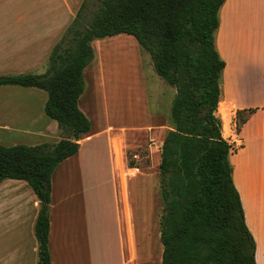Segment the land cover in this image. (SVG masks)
Here are the masks:
<instances>
[{
    "label": "trees",
    "instance_id": "obj_1",
    "mask_svg": "<svg viewBox=\"0 0 264 264\" xmlns=\"http://www.w3.org/2000/svg\"><path fill=\"white\" fill-rule=\"evenodd\" d=\"M226 0H100L88 14L84 0L54 47L45 73L0 75V87L48 93L46 115L58 123L55 144L0 145V185L26 181L40 209L35 222L37 264H53L49 249L52 177L80 149L91 122L79 108L93 42L126 34L150 55L154 70L176 89L161 148L164 214L162 264H258L240 193L233 178L236 149L223 136L218 114L226 62L216 45ZM257 109L239 111L237 130Z\"/></svg>",
    "mask_w": 264,
    "mask_h": 264
},
{
    "label": "crops",
    "instance_id": "obj_2",
    "mask_svg": "<svg viewBox=\"0 0 264 264\" xmlns=\"http://www.w3.org/2000/svg\"><path fill=\"white\" fill-rule=\"evenodd\" d=\"M36 4L37 11L21 13L43 14L41 2ZM21 35H32L35 49L42 44L38 30H0V37ZM17 42L25 45L23 41ZM96 42H93L95 53ZM12 43L0 38L3 67L19 68L37 63L36 52L4 50ZM216 45L226 62L218 114L224 138L236 149L230 157L233 178L241 196L246 224L256 242L257 263L264 264V0H226L220 11ZM104 86H107L105 81ZM107 88L105 100L110 99ZM139 88L141 109L132 114L140 117L143 124L129 127L101 125L98 119L94 126V118L87 109L88 101L81 99L83 95L79 100V108L92 121L91 130L80 141L79 152L61 163L52 177L49 249L53 264L153 263V239L157 237L158 244H162L161 148L173 127L168 110L166 116L158 106L156 111L151 109L149 99L142 94L146 89L143 87L141 91L140 88V95ZM38 90L13 92L38 101L39 111L35 114L33 111L29 117L25 109H30L29 105L10 102L11 94L0 91V145L14 146L20 139H27L30 146L55 144L61 140L58 123L42 109L45 100ZM175 94L174 88L171 108ZM250 109L257 111L237 130L238 112ZM21 132L25 137L18 135ZM133 153H140L141 158L131 160ZM133 166L140 171L131 176ZM13 185L15 191L10 193L13 186L0 185L2 227L4 238L16 239L20 249L21 244L36 238L40 202L29 184L19 180ZM162 248L161 259L164 246ZM24 252H18L19 264H27L28 256Z\"/></svg>",
    "mask_w": 264,
    "mask_h": 264
},
{
    "label": "rangeland",
    "instance_id": "obj_3",
    "mask_svg": "<svg viewBox=\"0 0 264 264\" xmlns=\"http://www.w3.org/2000/svg\"><path fill=\"white\" fill-rule=\"evenodd\" d=\"M37 2H41V11L43 14L34 15L33 13H21L22 11L27 13L37 11ZM83 2L84 0H0V30H38L41 33L40 38L42 39V44L40 46H35V49L32 46V35L0 37L7 39L9 42H14L9 47L4 49L10 53L15 51L17 53L36 52L39 56L37 57L39 60H36L37 63L35 62L33 63L34 65L31 66L14 68L9 66L3 67L0 64V75L18 74L14 73L18 70H22L25 73L28 72L37 74L45 72L48 68L49 57L54 47L65 35ZM99 4L100 0H88V14L91 15L94 11H96ZM25 16L30 17L21 18ZM17 41H23L25 45L20 46ZM96 41V44H94L96 47L94 61L87 68V74L85 76L86 86L81 98H84V102L86 100L88 101L87 109L91 113L90 116H93L94 118V126H96L97 119L101 125L110 123L115 126L125 125L129 127L131 124H143L140 117L135 118L132 114L133 112L136 113L141 109L142 102L140 101L141 96H139L140 99L138 98V87L141 88V91L143 90V87L146 89V92L142 94L146 95L145 97L149 99L148 101L151 109L156 111L158 106L161 111L166 112V116L168 110V118L170 120V100L171 96L174 95V88L156 73L150 55L141 48L135 37L122 34ZM104 81L107 85L106 87L104 86ZM106 88L107 93L109 94L108 96L110 97L109 100H105ZM32 90L38 89L22 87L0 88V91H7L13 95V97L9 95L8 99L11 98L10 102H19L20 104L24 103L25 105L30 106V109L25 107L28 117L30 113L33 115V111L34 114L39 111L38 101L30 98L28 95L19 97L16 94H13V92H28ZM38 91H40L46 101L48 99V93L43 90ZM0 98L2 97L0 96ZM45 101L42 105V109L44 108ZM43 114L45 115L44 110ZM163 114L165 117V113ZM18 135L25 137V134L22 132ZM26 140L27 139H20V143L18 144L28 145L29 143H27ZM148 163L150 164L151 160H149ZM17 181L19 180H6L1 185H3V187L13 186V188L9 191L10 193L15 191L13 184L17 183ZM22 182L28 185L27 182ZM29 188L32 190L30 186ZM161 206L163 207L160 214V219L162 220L164 206ZM5 212H7L6 209ZM15 216L16 218L18 217L16 214ZM14 219L15 218H13V220ZM3 221L0 207V264H19V262H21L20 254L18 253L19 250L22 252L25 251L24 253L27 254V264H37L38 244L36 238L35 240L32 239V242L21 244L22 247L19 249V244L15 243L17 242L16 239H12L11 237L8 239L4 238L5 236H3V234L5 231L2 227ZM158 243L157 237H155L153 239L152 247V256L154 258L152 259V264L162 263V259L160 257L162 255L163 246ZM140 254L141 253L139 252V255Z\"/></svg>",
    "mask_w": 264,
    "mask_h": 264
},
{
    "label": "built area",
    "instance_id": "obj_4",
    "mask_svg": "<svg viewBox=\"0 0 264 264\" xmlns=\"http://www.w3.org/2000/svg\"><path fill=\"white\" fill-rule=\"evenodd\" d=\"M140 158H141L140 153H133L132 156H131V160H139ZM139 171H140L139 168L133 166V167L130 169V173H129V175L134 176V175H136Z\"/></svg>",
    "mask_w": 264,
    "mask_h": 264
}]
</instances>
